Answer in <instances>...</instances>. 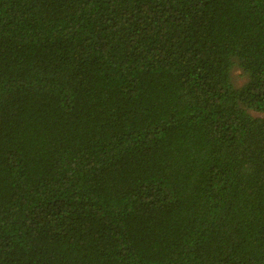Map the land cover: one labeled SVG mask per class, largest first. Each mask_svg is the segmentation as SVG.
I'll return each mask as SVG.
<instances>
[{"label":"trees","instance_id":"obj_1","mask_svg":"<svg viewBox=\"0 0 264 264\" xmlns=\"http://www.w3.org/2000/svg\"><path fill=\"white\" fill-rule=\"evenodd\" d=\"M0 264H264V0H0Z\"/></svg>","mask_w":264,"mask_h":264},{"label":"rangeland","instance_id":"obj_2","mask_svg":"<svg viewBox=\"0 0 264 264\" xmlns=\"http://www.w3.org/2000/svg\"><path fill=\"white\" fill-rule=\"evenodd\" d=\"M231 78L236 88L242 87L248 80L247 76L243 73V71L238 66H235L232 69Z\"/></svg>","mask_w":264,"mask_h":264}]
</instances>
